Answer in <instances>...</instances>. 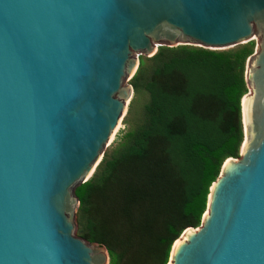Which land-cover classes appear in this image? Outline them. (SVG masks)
<instances>
[{
  "label": "water",
  "instance_id": "water-1",
  "mask_svg": "<svg viewBox=\"0 0 264 264\" xmlns=\"http://www.w3.org/2000/svg\"><path fill=\"white\" fill-rule=\"evenodd\" d=\"M252 40L237 158L166 264H264V0H0V264H107L75 236L74 189L124 111L136 57Z\"/></svg>",
  "mask_w": 264,
  "mask_h": 264
},
{
  "label": "trees",
  "instance_id": "trees-1",
  "mask_svg": "<svg viewBox=\"0 0 264 264\" xmlns=\"http://www.w3.org/2000/svg\"><path fill=\"white\" fill-rule=\"evenodd\" d=\"M249 46L226 51L159 48L129 81L146 94L140 120L74 189L80 239L108 264H166L196 228L207 190L242 141L239 102Z\"/></svg>",
  "mask_w": 264,
  "mask_h": 264
},
{
  "label": "rangeland",
  "instance_id": "rangeland-1",
  "mask_svg": "<svg viewBox=\"0 0 264 264\" xmlns=\"http://www.w3.org/2000/svg\"><path fill=\"white\" fill-rule=\"evenodd\" d=\"M243 46H249L251 49V52L253 53L255 50V40H252L250 42H247L243 45H236L235 47H232L227 50H232L238 47H243ZM158 50V49H157ZM226 51V50H224ZM251 53V54H252ZM147 59L144 56H138L136 57L137 60V67L139 66L140 63L144 62V60ZM244 72V71H243ZM130 77H127L126 80L124 81V84L126 87L130 88L129 96L125 102V108L123 113L121 114V117L119 118V123L117 129L115 130L112 135V138L107 141L106 148L102 152V158L104 155L108 154L111 151H114L118 145L122 142L123 136L136 127L139 123L140 120V113L142 110L143 105L146 103V94L142 92L141 90L133 91L132 88L129 85ZM100 163V162H99ZM99 163L95 166L93 169L90 178L93 176L95 173ZM77 209L74 215V224H75V236H80L79 235V225H77ZM109 261V260H108ZM107 261V264H108Z\"/></svg>",
  "mask_w": 264,
  "mask_h": 264
},
{
  "label": "bare ground",
  "instance_id": "bare-ground-1",
  "mask_svg": "<svg viewBox=\"0 0 264 264\" xmlns=\"http://www.w3.org/2000/svg\"><path fill=\"white\" fill-rule=\"evenodd\" d=\"M127 103V102H126ZM243 103H244V101H243ZM118 124H120L119 123V121L117 122V125H116V127L114 128V130H113V132L111 133V135H110V137H109V140L112 138V134L114 133V132H116L115 130L117 129V127H118ZM88 175H90V172L87 174V176ZM177 244V241H175L174 243H173V247H174V245H176Z\"/></svg>",
  "mask_w": 264,
  "mask_h": 264
}]
</instances>
